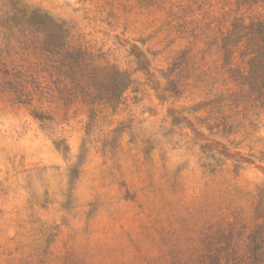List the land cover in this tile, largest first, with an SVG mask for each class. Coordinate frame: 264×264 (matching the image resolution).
<instances>
[{
    "label": "rangeland",
    "instance_id": "rangeland-1",
    "mask_svg": "<svg viewBox=\"0 0 264 264\" xmlns=\"http://www.w3.org/2000/svg\"><path fill=\"white\" fill-rule=\"evenodd\" d=\"M243 1L0 0V264H251L264 53L234 25L264 0Z\"/></svg>",
    "mask_w": 264,
    "mask_h": 264
},
{
    "label": "trees",
    "instance_id": "trees-1",
    "mask_svg": "<svg viewBox=\"0 0 264 264\" xmlns=\"http://www.w3.org/2000/svg\"><path fill=\"white\" fill-rule=\"evenodd\" d=\"M256 0H244L243 2H252ZM234 29H245L247 33L245 36L251 43L255 42L259 49L256 54L255 61L262 63V54L264 53V24L261 22L254 23L247 27H243L238 23H235ZM260 52V53H259ZM255 220H263L262 224L256 225V228L252 230L246 237V259L251 264H264V210H258L255 214ZM234 259H232L233 261ZM230 261L228 262V264ZM237 264L238 262L235 261ZM233 264V262L231 263Z\"/></svg>",
    "mask_w": 264,
    "mask_h": 264
}]
</instances>
